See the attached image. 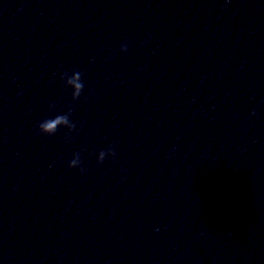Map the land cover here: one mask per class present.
<instances>
[{
    "label": "clouds",
    "instance_id": "9594fccd",
    "mask_svg": "<svg viewBox=\"0 0 264 264\" xmlns=\"http://www.w3.org/2000/svg\"><path fill=\"white\" fill-rule=\"evenodd\" d=\"M121 52L127 51V46L124 45L120 49ZM82 73L80 72H74L70 77L67 75V73L62 75V79L65 81L66 86H69L73 89L72 91V99L77 100L81 92L83 90V82H82ZM52 107V105H50ZM71 113V107H69L68 113L62 114V115H56L54 118L45 119L38 125V130L41 134L44 135H54L58 128L60 127H66L71 131L75 128V124L72 123L69 119V115ZM106 155L115 156V152L109 148L107 151H100L97 157V163H102L106 157ZM81 163L80 155L79 153L74 154L73 159L69 162L68 167L69 168H77ZM81 172L84 171V169H80Z\"/></svg>",
    "mask_w": 264,
    "mask_h": 264
}]
</instances>
